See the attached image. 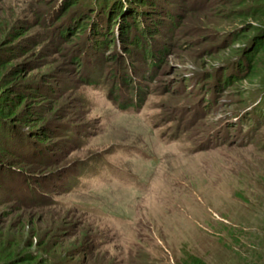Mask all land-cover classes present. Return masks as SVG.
<instances>
[{"label": "rangeland", "instance_id": "1", "mask_svg": "<svg viewBox=\"0 0 264 264\" xmlns=\"http://www.w3.org/2000/svg\"><path fill=\"white\" fill-rule=\"evenodd\" d=\"M63 1L0 0V55L28 47L12 64L37 90L26 106L44 105L35 128L47 132L27 138L38 163L0 194V264H264V62L218 82L264 34V0H158L176 30L152 35L164 50L154 67L103 42L119 26L100 18L96 43L76 5L97 0H73L57 21ZM62 24L74 25L65 38ZM131 67L143 89L123 107L130 91H113L114 78Z\"/></svg>", "mask_w": 264, "mask_h": 264}, {"label": "trees", "instance_id": "2", "mask_svg": "<svg viewBox=\"0 0 264 264\" xmlns=\"http://www.w3.org/2000/svg\"><path fill=\"white\" fill-rule=\"evenodd\" d=\"M97 1V5L89 8H84L81 3L76 5L80 9V16L87 18L86 24H88V28L95 32L93 34L99 36L96 39L97 44L101 45L105 42L108 45H116L123 42L122 44L125 46L124 53L135 56L131 49L132 47L139 49V51L142 50V56L146 58L148 65L152 67L157 64V61L163 59L164 50L156 49L154 42L150 39L153 34L161 35L160 27H165L171 31L176 30V23L175 17L167 12L163 15L164 19L160 18V14H163L161 13L163 9L159 7L158 0ZM73 4V0H64L60 5L61 11L57 12L55 19L57 21L68 20L73 15V9H70ZM78 18L76 16L74 19ZM94 18L103 19L107 22L106 24L113 23V25L119 26V31L114 35L116 43L107 39L108 37L105 35L104 41H101V36L103 35L100 34L97 24L90 23ZM79 24V26L75 25L76 30H74V25L72 24L70 26L62 24L59 28L60 38H65L73 30L75 35L84 29V25L80 22ZM112 28L115 27L113 26ZM12 35L15 36L16 34ZM144 37L148 39H143ZM241 38H243L242 34H235L228 45H234ZM27 48L25 44L14 47L5 46L2 48L3 54L0 55V194H11L15 191V188L23 183L19 176L20 171H17L20 169H16L17 167L24 168V166H27L26 162H32L30 164H33V162L38 163L36 158L38 153L34 149L35 145L28 141L27 138L34 135L35 137L32 136V139L37 143L43 140L47 134L43 127V133L42 131L40 133V129L36 130L35 128L38 123H43L44 121V105L36 107L26 106L27 95L31 92H37V90L33 91L30 89V84L21 83V74L25 67L20 64H12V60L28 52L29 49ZM238 52V57L223 67L218 81L220 84L234 86V83L248 80L255 75L253 73L258 69L260 58L264 62V34L253 41L250 49L243 51L239 49ZM73 60L78 61L75 58ZM9 65H11L10 69H8ZM231 67L233 71L230 72L229 69ZM133 70V67H131L127 71V75H122L118 71L117 77L114 78L119 79V81H116L113 91H123L124 86L130 91L129 96L131 95V97L127 95L126 98L123 97L124 99H122L123 107L137 106L143 89L136 82L131 84V76H134ZM119 96L122 98V95ZM44 99L42 98V100ZM32 101L36 100L32 99ZM258 105L260 108H264L263 98H261ZM247 106L243 108H248ZM25 125L31 127L29 131H25ZM27 183L28 181H25L24 184Z\"/></svg>", "mask_w": 264, "mask_h": 264}]
</instances>
